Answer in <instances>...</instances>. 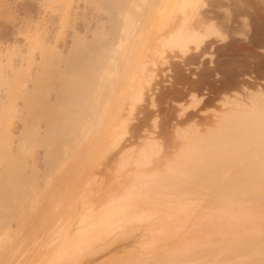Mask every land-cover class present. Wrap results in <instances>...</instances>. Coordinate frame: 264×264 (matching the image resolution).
<instances>
[{
	"label": "rangeland",
	"instance_id": "374dc122",
	"mask_svg": "<svg viewBox=\"0 0 264 264\" xmlns=\"http://www.w3.org/2000/svg\"><path fill=\"white\" fill-rule=\"evenodd\" d=\"M100 2L0 0L1 132L38 182L37 217L21 231L15 219L0 227V264H264V186L217 201L206 187L179 193L166 182L188 176V156L225 130L227 113L254 117L264 102V0H135L126 7L129 28L125 7L111 14ZM101 31L104 57L88 68L103 71L108 123L91 133L96 151L82 141L84 162L66 155L45 175V146L19 155L24 132L46 135L32 103L38 80L64 73L77 42L92 44ZM49 57L52 66L43 68ZM60 88L42 89L47 105Z\"/></svg>",
	"mask_w": 264,
	"mask_h": 264
},
{
	"label": "bare ground",
	"instance_id": "6f19581e",
	"mask_svg": "<svg viewBox=\"0 0 264 264\" xmlns=\"http://www.w3.org/2000/svg\"><path fill=\"white\" fill-rule=\"evenodd\" d=\"M100 1H101L100 3L102 5L103 4L105 5V6L104 5L103 6L106 7V9L109 11L108 13H111L113 11L121 13V11L126 10L125 12L122 13L124 22L127 23L125 25L128 26V24L131 23L133 15L130 14V11L128 12L126 7L127 8L131 7L132 2L134 3L135 0L134 1H131V0H100ZM124 7H125V9H123ZM132 8L134 9V7H132ZM135 9H136V7H135ZM115 13H113V14H115ZM120 15L121 14H119L117 16L118 19H119ZM122 15H121L120 19H122ZM116 16H114L113 18H116L115 20L117 22ZM120 19H119V21H120ZM122 25L121 26L119 25L116 27L122 28L123 26H125V25H123V26ZM128 28H129V26H128ZM125 30H127V29H125ZM115 31H116V29H114V34H116ZM121 33H123V32H121ZM117 34H119V33H117ZM180 34H182V33L180 32ZM104 35H106V34H104ZM104 35L102 34V31H101V33H99L97 38L95 39V42L92 44L91 43L88 44V43H85L83 41H78L76 44V48L74 49V51L71 52V54L69 55V57L67 58V60L65 62L66 69H65L64 73L58 74L57 72H52V73H49L47 76L43 77L41 80L39 79L38 83H37V87H36V92L34 95L36 101L32 102L31 101L32 98L27 99L28 102L30 101L29 103L32 102L35 105L38 104L37 106L34 107L36 114H37L36 119L38 121H43L46 124V135L42 138L41 137L39 138V137H37L36 134H32L31 129L24 132V134L22 136L23 142H22V146L19 150V155H26V154L30 153V151L32 152L33 151L32 149L37 144L38 145L42 144L43 146H45V150H46V160L45 161H46V167H47L46 171L44 172L45 175H52L51 174L52 169L55 168V165H58L56 163L58 162L59 158L62 157V159H63V157L66 155H69V156L71 155L72 158H69L68 156L67 157L72 160L73 156H75L74 154H76V156L79 158H82V161H83L84 160L83 157L85 156L84 154L86 152H85V149H84V152L82 150L80 151V148H82V141L84 142V140H87V141L89 139H91L90 141L96 140L95 142L89 141V144H91V145L88 148H90L89 150L92 149L93 151L97 150L96 149L97 147L95 146L96 147L95 148L94 145H97V142H99L100 140L98 141L97 138L96 139H92V138L95 137L94 135L97 134L98 129H100V131H101V129L103 127L102 125H105L104 122L108 123V121L106 122L107 119H105L106 116L103 118V115H104L103 112L106 111L107 109H110V107L108 108L107 107L108 105L106 104V101H107L106 95L108 92V88H107V85H105L106 83L103 84V82L101 80L103 78V76H102L103 71H101L100 69L98 71L94 70L96 63H97V65H101V59H103V58H100L101 55H100V57L97 55H99L103 50V48H102L103 45H101L99 42L102 41V42H104L103 44H105V41H103V40H106V38H104L105 37ZM102 36H104V37H102ZM107 36H108V33H107ZM97 43L99 44L100 47L102 46L101 51L99 53H98L99 47H96ZM106 44H107V42H106ZM183 44H185V43H183ZM35 45L38 46L37 44H35ZM106 48H108V47L106 46ZM105 52L108 53L107 50ZM101 54L103 55L104 52H102ZM111 54H112V52H111ZM111 54L110 55L107 54V55L112 56ZM105 56H106V53H105ZM102 57H104V55ZM107 59H108V57H107ZM105 61H107V60H105ZM51 62H52V60L50 57L48 59L46 58V60L42 62V67L43 68L51 67L52 66ZM91 62H93L92 65H94V63H95V66H93L94 68L91 66L92 70L96 71V72L93 71L94 73H92L91 69L88 68V66H89V64H91ZM107 65H108V62H107ZM89 73H91V75H93L92 78H89V76H88ZM108 80H109V78H108ZM107 81H105V82H107ZM55 82H58L59 84H61V88L57 93L55 103L53 105H47L43 99L44 97L42 95V89L48 88L47 90H49L50 85L52 83H55ZM15 84L16 83H14L13 84L14 86L12 87V89H13L12 93H11L12 96L15 93L14 89L17 88V84L16 85ZM44 92H46V89L44 90ZM257 101H258V98H257ZM256 107H253V108L259 109V111L255 109V111H257L258 113L253 112V113H256V115L254 117L249 116L252 114L251 112H249V115L244 114L241 116L234 115V111H233V113H231V112L227 113L226 114V123H225L226 125L224 126L225 130L220 132L219 130H221V129H219L218 133L214 134V136H212L209 139H208V136L205 135L206 136V138H204L206 141L205 149L207 147L206 151L208 150L209 152L207 151V153H205L206 152V151H204L205 149L204 150L200 149L201 147L198 150L197 147H199V146H196L198 151H196L195 153L192 151L191 152L192 155L190 153H189L190 155L188 154L189 155L188 159L191 160L188 162V166H186L188 168H186L184 170L181 169L183 174L186 172V174L188 176H184V175H182V176H180V175H178V176H176V175L167 176L166 175V177H168V178H166V182L170 184V185L167 184V186H169L170 189L172 187L171 185H174V187L178 186V192L179 191L187 192L188 190H190L188 192H191V190L193 192L199 188H200L199 190H201V186H203V187H206L207 190H205L206 192L203 191L204 189L201 191L208 193L207 191H209L211 189V191L214 194L212 196L211 195L210 196L212 199H216L217 201H219V200L223 201V199L226 196H227V198L231 199V198H234V196H240V195L246 193L248 190L254 191V190H250L252 188H258V187L264 186V102L261 103L260 105L256 106ZM31 108H33V107H31ZM253 108H250V109H252V111H253L254 110ZM243 113H245V112H243ZM102 118H103V121H102ZM97 127H98V129H97ZM1 130H3V129L0 127V167H3L2 172H0V227H2L4 224H6L9 220L15 219V220L19 221V227H20V231H21V229L26 225L28 218H30L31 216H32L31 218L37 217V216H35L37 211L35 210V212H33L34 207H32V202L34 200V196L36 195V190L38 188V187L36 188V185L38 184V182H37V178L35 175L37 173L34 172V169H33V171L29 170L30 171L29 175H25V171L27 170V168H26L24 161L20 158V156L11 155L9 153L8 148L6 147V146H8V145H6L7 139H6V137H4ZM92 131H95V132H92ZM91 133L92 134L95 133V134L92 135ZM98 133L99 134L96 136H98V138H100L99 136H101L100 135L101 132H98ZM211 134L212 133H210V135ZM201 135H204V134H201ZM194 139H197V137H195V138L193 137V140ZM201 139L202 138L197 139V140L199 141ZM86 148H87V146H86ZM99 149H100V146H99L98 150ZM86 151L88 152L87 149H86ZM92 152L89 153L90 156L93 154ZM89 154H88V157H89ZM98 154H99V152H98ZM98 154H96V152H94L93 158L95 156L97 157ZM80 155H81V157H80ZM180 155H181V153H180ZM64 158L66 159V157H64ZM89 160H92V159L90 158ZM67 161H68V159H67ZM83 162H81V163H83ZM180 162L183 163V161H180ZM90 165H91V163H89V166ZM85 167H86V165H85ZM85 167H84V169H85ZM181 170H180V172H181ZM83 173H84V171H83ZM164 173H166V172H164ZM77 175H80V174H77ZM42 177H41V179H43ZM77 177H79V176H77ZM173 177H175V178H173ZM185 177H187V178H185ZM75 178H76V175H75ZM161 178L163 179V175ZM38 180H40V179H38ZM89 181H91V180H89ZM36 182H37V184H36ZM71 184L73 185V183H71ZM163 186H164V184H163ZM137 188H139V187H137ZM165 188H168V187H165ZM154 190H156V189H154ZM144 191L146 192V190H144ZM175 192H177V191H175ZM179 193H181V192H179ZM150 194H151V192H150ZM173 194H174V192H173ZM193 194H196V193H193ZM185 195H187V194H185ZM199 195H201V194H199ZM180 196H179V198H181ZM207 196H208V194L205 197H207ZM175 198L177 199V197H175ZM196 198H197V196H196ZM81 199H83V198H81ZM212 199H210V200H212ZM244 199H246V198H244ZM241 200H243V199H241ZM48 201H50V200H48ZM198 201H199V199H198ZM235 201H237V199L234 200L233 202L235 203ZM247 202L244 205H247ZM34 206H35V204H34ZM52 207H54V206H52ZM94 208L95 207H93V209ZM237 210L239 211V209H237ZM139 212H138V214H139ZM228 212L229 211H226L227 214H228ZM34 213H35V215H34ZM39 215H42V214H39ZM216 216L219 217L217 214H216ZM30 219H29V223H30ZM33 220H35V219H33ZM50 220H51V218H50ZM204 220H206V219H204ZM211 220H213V219H211ZM214 220H215V217H214ZM47 222L49 223V221H47ZM128 223H129V221L127 222V224ZM40 224H42V223H40ZM27 228H28V223H27ZM27 228H24V230ZM112 230H114V229H112ZM112 230H110V233ZM38 233H41V232H38ZM105 234H103V235H105ZM128 236H130V235H128ZM233 238H234V236H233ZM8 240H10V239H8ZM96 240H97V237H96ZM223 244H224V242H223ZM13 246H14V243H13ZM196 246H197V248L200 247L199 245H196ZM10 247H12V246H10ZM192 247H194V245ZM231 247H233V246L231 245ZM194 248L197 249L196 247H194ZM226 248H227V246H226ZM236 249H237V247H236ZM179 250L181 251V249H179ZM185 250H186V248H185ZM191 251H194V250L191 249ZM190 254H191V252H190ZM145 255H147V254H145ZM192 256H194V253ZM221 256H223V255H221ZM171 257H173V256H171ZM145 260L146 259H144V261ZM138 261H140V260H138ZM134 263H136V262H134Z\"/></svg>",
	"mask_w": 264,
	"mask_h": 264
}]
</instances>
